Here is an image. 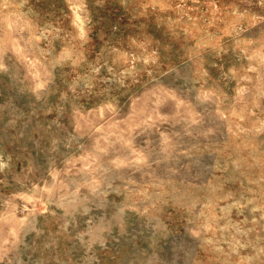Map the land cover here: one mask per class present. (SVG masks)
I'll use <instances>...</instances> for the list:
<instances>
[{
	"label": "rangeland",
	"instance_id": "obj_1",
	"mask_svg": "<svg viewBox=\"0 0 264 264\" xmlns=\"http://www.w3.org/2000/svg\"><path fill=\"white\" fill-rule=\"evenodd\" d=\"M0 264H264V0H0Z\"/></svg>",
	"mask_w": 264,
	"mask_h": 264
}]
</instances>
